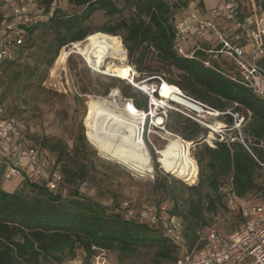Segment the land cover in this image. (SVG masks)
Segmentation results:
<instances>
[{
    "label": "trees",
    "instance_id": "trees-1",
    "mask_svg": "<svg viewBox=\"0 0 264 264\" xmlns=\"http://www.w3.org/2000/svg\"><path fill=\"white\" fill-rule=\"evenodd\" d=\"M32 1L46 19L23 27L22 45L14 50L10 60L0 64V105L7 99L6 90L10 93L15 87L20 96L35 79L42 83L47 72L40 70L41 66L51 68L64 49L91 35L89 22L96 13L103 12L112 26H104L97 33L119 37L128 63L140 76L150 78L149 82L157 87L161 82L175 86L185 97L221 113L226 129L233 125L230 114L244 117V144L238 140L215 141L211 147L204 142L207 128L180 111H165L164 131L194 145L196 172L191 183L196 176L197 182L188 185L161 174L154 165L153 180L146 182V186L153 195L160 196L156 206L164 205L168 217L182 222L188 251L202 246L201 230L220 213H236L237 227L226 235L244 222L239 205L229 208L222 188L231 185L240 200L256 195L257 201L252 204L264 205V100L239 82L231 60L224 56L212 60L206 53L208 46L200 47L192 58L175 50L176 16L192 3L203 11V0H67L79 9L73 14L54 8L53 4L63 0ZM256 1L264 9V0ZM4 20L0 6V26ZM39 30L51 39L40 42L36 34ZM35 47L40 54H35ZM222 57L229 63H222ZM208 60L211 67L204 66ZM107 80L110 84L103 95L109 88L121 85V95L130 99L137 110L148 112L146 94L126 80L111 76ZM133 81L140 82L138 78ZM156 93L154 97L158 98ZM1 118L19 120L15 116ZM20 131L23 145L32 143L31 147L53 156L52 171L61 175L66 193L54 196L43 181L24 174L12 192L0 188V264H67L77 257L79 250L88 263L98 249L105 250L109 258L110 252L115 253L120 263L174 264L183 256L186 249L164 238L159 228L124 218V201L118 202L114 194L113 203L107 205L84 192L86 181L94 183L99 171L94 164V160L98 161L96 151L86 140L82 124L71 133V144L61 137L41 136L36 139L37 146L33 144V135L23 127ZM236 136L237 133L233 135ZM150 155L154 160L152 150ZM82 184L85 187L81 188Z\"/></svg>",
    "mask_w": 264,
    "mask_h": 264
},
{
    "label": "built area",
    "instance_id": "built-area-1",
    "mask_svg": "<svg viewBox=\"0 0 264 264\" xmlns=\"http://www.w3.org/2000/svg\"><path fill=\"white\" fill-rule=\"evenodd\" d=\"M220 3L222 12L218 16L219 19H224L235 26L236 33L228 39L214 19H204L192 12L176 23L175 50L185 58H192L199 48L188 52L184 44L194 35L214 36L216 43L212 44L206 53L212 60H217L219 56L231 60L236 68L239 82L255 97L264 100V9L260 1L256 0H220ZM0 6L5 18L0 26L1 64L10 60L14 50L22 45L25 34L23 27L43 21L46 17L34 7L32 0H0ZM204 66L211 67L212 64L208 60L204 62ZM149 97L151 100V96ZM187 99L196 105L200 113L197 110L181 113L202 127L210 129L200 119V114L216 117L222 115L201 103ZM230 115L233 117L230 130L237 131V136L228 138H224L223 135L216 138L212 136L213 144L215 141L231 143L235 140L244 144L241 133L244 117L238 114ZM21 128L22 124L18 120L3 119L0 116V165L6 168V177L15 178L24 174L31 179L43 181L47 190L54 196L65 194L66 190L61 186V175L49 169L50 157L28 144L23 145ZM82 187H85V184H82ZM221 191L226 195L229 208L239 205L244 222L236 231L228 235L209 229L203 238L202 246L191 251H188L182 222L168 217L164 205L146 206L137 210L130 202L124 201L121 204V212L128 220L159 228L164 238L184 247L185 253L174 264H264V205L244 203L236 197L231 185L222 188ZM67 264H111V262L108 253L98 249L88 263L76 257Z\"/></svg>",
    "mask_w": 264,
    "mask_h": 264
},
{
    "label": "rangeland",
    "instance_id": "rangeland-1",
    "mask_svg": "<svg viewBox=\"0 0 264 264\" xmlns=\"http://www.w3.org/2000/svg\"><path fill=\"white\" fill-rule=\"evenodd\" d=\"M217 1L220 0H214L212 9L209 13L205 14L206 19H214L216 16L221 14V3L217 4ZM55 7L68 14H73L79 11V9L69 5L67 0L58 2L56 6L54 5V8ZM199 11H196V9L189 11L182 19L186 18L188 14L192 12L196 13L199 17L204 18ZM114 19H116V17ZM227 24L228 25H222L218 27L224 31L225 37L229 39L236 33V28L228 22ZM107 25L112 26L110 19L104 15L103 12H98L93 16L88 24V27L92 31L91 35L110 37L113 39L115 44L124 49L119 37H114L107 34L105 35L101 32L97 33L100 28ZM36 34L40 36V42L49 41L51 39V37L46 35L42 30H39ZM85 40L64 49V53L60 55L57 63L55 62L51 68L46 69V67L42 65L40 70L47 72L45 73L46 77L42 83L38 79H35L34 81L30 82L31 84L29 83L30 85H28L27 90L20 96L16 94L15 87L12 88L10 93L5 89L8 95L6 101L0 105V116H15L18 118V121L21 122L22 127L26 130V132L30 134V136H34V145L38 146L36 139L41 136L61 137L71 144V133L76 130L79 124H82L85 130V124L90 113V105H92L95 100L110 99L109 96L111 94H116L120 102L126 100L120 93L119 88L122 87L121 85H119V88H109L108 93L103 95L106 86L110 84L107 78L114 76H112L111 73H107L105 67L100 70H96L88 65L85 57L83 56ZM193 42L194 40L190 41L191 44H193ZM210 42L214 45L216 43V38L212 36ZM187 45L189 46V41L188 43L184 44V48H187ZM37 49L38 47H35L33 51H35V54H40ZM243 49L247 51L246 48L243 47ZM125 53V61L120 62L108 59L106 63L108 62L113 65L115 64L116 66H124L128 71L131 81H133V78H138L140 80L139 84L147 85L149 89L148 91L153 92V95H149L151 96V100L149 97L150 102H153V99L162 102L163 99L160 97L161 94L158 92L160 86L157 87L155 83L149 82L150 78H144L140 76L128 63L126 50ZM220 59L222 63H229L228 61L226 62L225 58L223 57ZM126 81L127 83L131 84L130 80ZM156 91L158 98L154 97V92ZM110 101L112 100L110 99ZM163 102L164 105L160 107L154 106L152 108L150 106L148 112H145L147 115V122L145 119L143 125L141 126V138L143 139L145 147L148 151L150 165L153 168V174H144L141 176L134 174L118 163L101 157L93 148L96 151V156L98 158V161L94 160V164L96 165V169L99 171V173L95 175L96 180L94 183L86 181L87 187L84 189V192L88 196L100 199L102 203L110 205L113 203V197L111 195L114 194L118 202L128 201L138 210L143 209L142 206H156L160 204V196L153 195L149 187L146 186V182L153 180L154 165H157V168L161 174H169L165 172L158 163V153L160 150L166 147L169 140H175L178 137L164 131L163 125L155 126V120L153 119L158 116L160 118H164L165 111L167 109L189 113V110L167 99H164ZM152 111L155 113L151 114ZM199 116L206 125L215 129L214 133L211 129L207 128L209 133L204 139V142H206V144L209 146L210 144L213 145L212 139L208 138L210 134H212L214 138L221 135H223L224 138H228L233 137V135L237 133V131L226 129L220 116L216 117L206 114H200ZM28 145L31 146L32 143H29ZM193 147L194 145L190 143L188 147V153L191 157ZM150 150H152L155 154L154 160L150 155ZM44 154L49 157L52 156L48 153ZM169 175L172 176L171 174ZM130 178H133L135 181L140 180V183L133 182L130 180ZM193 178L190 180L192 181ZM6 180H9V183L5 184L3 190L12 192L21 182L22 175L15 178L7 177ZM182 181L188 185H194L197 182V176L194 183H191L189 180ZM10 182H12L11 185ZM256 199V195H250L246 198V200L243 201L244 203L252 204L257 201ZM235 214V212L230 213L227 211L220 213L215 217L212 224L201 230L200 238L203 239L209 229L218 230L223 234H227L230 231L235 230L237 227V219ZM76 255L77 257L84 258V253L81 250L77 251ZM110 261L111 264H139V262L130 261L120 263L117 259V255L111 252Z\"/></svg>",
    "mask_w": 264,
    "mask_h": 264
},
{
    "label": "bare ground",
    "instance_id": "bare-ground-1",
    "mask_svg": "<svg viewBox=\"0 0 264 264\" xmlns=\"http://www.w3.org/2000/svg\"><path fill=\"white\" fill-rule=\"evenodd\" d=\"M83 56L92 68L100 70L105 67L106 72L115 78L131 81L124 66L106 63L108 59L120 62L126 59L125 50L115 44L112 38L102 35L88 36L84 43ZM131 84L149 95L152 93L145 84L133 81ZM158 92L163 100L167 99L187 110H197L200 113L196 105L186 100L177 87L163 82ZM109 98L112 101L97 99L90 105V113L85 124L86 140L101 157L118 163L134 174L144 175L150 167L149 154L141 138V126L147 115L142 110H137L130 99L120 102L116 94H111ZM163 100L159 102L153 99L149 104L152 108L160 107L164 105ZM153 120L155 126L163 125V119L159 116ZM209 128L215 132L214 128ZM211 137L212 134L208 138ZM189 145V142L176 138L169 140L166 147L158 153L161 168L184 181H191L195 174V161L188 153Z\"/></svg>",
    "mask_w": 264,
    "mask_h": 264
},
{
    "label": "crops",
    "instance_id": "crops-1",
    "mask_svg": "<svg viewBox=\"0 0 264 264\" xmlns=\"http://www.w3.org/2000/svg\"><path fill=\"white\" fill-rule=\"evenodd\" d=\"M214 0H203V4H204V9L203 11H199L198 9V6H197V3H192L189 8L184 11V12H181L179 13L177 16H176V19L177 20H180L182 19L189 11H192L194 9H196V11H199L200 14L204 17H205V14L209 13L210 10L212 9V4H213ZM220 1H217V4H219ZM216 24L218 26H222V25H228L226 20L224 19H219L218 16H216L214 18ZM210 39L211 37L209 36H204V37H199V36H196L194 35L193 37H191V39L189 40V46L187 45V48H185L187 51L191 50V49H197L202 46H208L209 48L212 47V44L210 42ZM191 40H194L193 44L190 43ZM188 43V42H187ZM53 156L50 157V166H49V169L53 170ZM51 167V168H50ZM6 174H7V171H6V168L4 166H1L0 165V188L1 189H4L5 187V184L6 183H9V180H6ZM18 177V176H17ZM22 180H23V175H22ZM21 180V182H22ZM20 182V183H21ZM19 183V184H20ZM12 184V182H10V185ZM19 184L15 187V189L19 186Z\"/></svg>",
    "mask_w": 264,
    "mask_h": 264
},
{
    "label": "water",
    "instance_id": "water-1",
    "mask_svg": "<svg viewBox=\"0 0 264 264\" xmlns=\"http://www.w3.org/2000/svg\"><path fill=\"white\" fill-rule=\"evenodd\" d=\"M162 83V82H161ZM136 87L137 89H139L141 92H143L144 94H146L148 97H149V94L147 92H145L144 90L140 89L138 86H134ZM153 95V92L151 93ZM184 97V96H183ZM186 100L190 101L189 99H187L186 97H184ZM191 102V101H190ZM193 103V102H192ZM150 105V104H149ZM146 175H152L153 174V168L150 167L146 170L145 172ZM141 176V175H140Z\"/></svg>",
    "mask_w": 264,
    "mask_h": 264
}]
</instances>
